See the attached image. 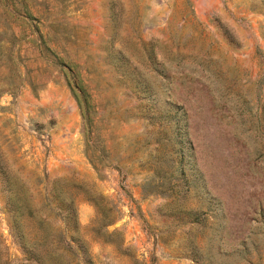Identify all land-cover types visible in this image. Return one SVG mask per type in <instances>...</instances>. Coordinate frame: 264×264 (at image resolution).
I'll use <instances>...</instances> for the list:
<instances>
[{"label":"rangeland","instance_id":"1","mask_svg":"<svg viewBox=\"0 0 264 264\" xmlns=\"http://www.w3.org/2000/svg\"><path fill=\"white\" fill-rule=\"evenodd\" d=\"M52 254L264 264V0H0V264Z\"/></svg>","mask_w":264,"mask_h":264},{"label":"trees","instance_id":"2","mask_svg":"<svg viewBox=\"0 0 264 264\" xmlns=\"http://www.w3.org/2000/svg\"><path fill=\"white\" fill-rule=\"evenodd\" d=\"M64 77L66 80V83L71 91V94L76 102L77 108L79 110L81 119L83 120V127L82 129L84 130V126L86 125L84 123V120L88 117V110H87V103L89 99V95L86 93L85 89L83 88L82 81L80 80L78 72L74 71L70 65L65 66V69L63 70ZM3 174L4 170H3ZM7 196L14 197L13 198V209L9 211H13L12 218L9 221V228L11 231H13V236L17 238L22 250L27 254L26 260L28 261L30 258L34 257L30 255V246L28 242L26 241L27 238L25 237V234L23 232V227H22V219L24 217L26 218H33L34 217V212L31 208V206L27 203L25 195L23 193V190L21 189L20 186H13V190L11 193H7ZM57 209L59 213L61 214V221L64 226L68 223V220L73 217V208H72V202L69 201L67 204H63L61 201H57ZM44 221L45 218H42L41 216H37L36 218V225L37 228L44 229ZM72 242L76 243V239H74L72 236L69 237ZM68 247L72 250L73 247L70 246V244H67ZM29 254V255H28ZM37 262V264H41V260L39 258H33ZM49 260L47 261H52L54 260L53 263L55 264H64V262H61L58 260V255L57 254H52V257H48ZM51 259V260H50Z\"/></svg>","mask_w":264,"mask_h":264}]
</instances>
